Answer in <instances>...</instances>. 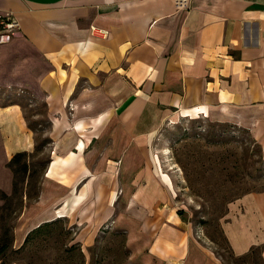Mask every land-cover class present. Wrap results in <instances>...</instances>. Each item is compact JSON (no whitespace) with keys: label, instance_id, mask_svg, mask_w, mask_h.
Instances as JSON below:
<instances>
[{"label":"crops","instance_id":"obj_1","mask_svg":"<svg viewBox=\"0 0 264 264\" xmlns=\"http://www.w3.org/2000/svg\"><path fill=\"white\" fill-rule=\"evenodd\" d=\"M183 1L0 0V19L17 24L0 43V85L41 99L50 122L17 241L65 218L85 248L103 226L124 233L131 264H221L178 215L151 147L166 121L201 115L264 150V0ZM34 149L21 105L0 104L1 193H12L10 159ZM223 232L235 257L259 248L264 262V190L233 206Z\"/></svg>","mask_w":264,"mask_h":264},{"label":"rangeland","instance_id":"obj_2","mask_svg":"<svg viewBox=\"0 0 264 264\" xmlns=\"http://www.w3.org/2000/svg\"><path fill=\"white\" fill-rule=\"evenodd\" d=\"M13 87L0 85V104L14 102L21 105L38 148L25 159L32 171L22 183L20 192H25L22 200L19 195L11 204L6 203L11 207L8 211L0 210V237L8 230V236L13 238L12 249L18 250L25 239L17 241L15 232L23 233L27 218H21L29 205L37 200L36 193L51 157V144L45 103L34 99L27 90ZM154 136L152 155L158 159V169L170 177L172 186L174 183L173 205L200 251L221 264H263L259 249L235 257L223 232L233 206L241 198L264 190V150L251 134L243 128L211 122L199 115L168 120ZM4 204L2 201L0 207ZM61 220L69 231L65 243L69 242L68 247L79 246L82 256L77 251L67 257H71L67 262L60 264H131L124 233L103 226L95 243L85 248L75 238L77 226L65 218ZM32 241L38 243L39 239L34 237ZM65 246L59 242L57 248L54 245L48 247L45 241L39 242L32 251L7 257L4 264H49ZM65 257L61 256L62 259Z\"/></svg>","mask_w":264,"mask_h":264},{"label":"trees","instance_id":"obj_3","mask_svg":"<svg viewBox=\"0 0 264 264\" xmlns=\"http://www.w3.org/2000/svg\"><path fill=\"white\" fill-rule=\"evenodd\" d=\"M43 144V143H42ZM260 146V145H259ZM38 150L37 146H35V151ZM32 154H29L27 152H19L16 153L10 161L7 163V167L11 170L13 173V187H12V193L11 195H6L4 193L0 192V200L4 201L5 204L0 207V210L8 211L11 207L7 204H11L13 200L18 199L19 195L22 197L25 195V192L21 191V188L23 190V184L26 181L27 174L32 171L30 168L27 160H25L28 157H31ZM19 174H22V177H19ZM22 184V186L20 185ZM38 194V192L36 193ZM28 196V194L26 193ZM29 197V196H28ZM7 203V204H6ZM9 207V208H8ZM69 231L66 230L63 220L56 219L44 224H41L37 228L30 231L25 240L23 245L18 250L12 249V242L13 238H10L8 236V230H5L3 236L0 237V264H4V260L7 259V257H17L20 256L26 252L32 251V247L36 246L39 242L44 243V241L48 244V247L51 245L56 246L57 244H61V246H65V248H62L60 255L56 256L54 261H50L49 264H60L62 262H67L70 258H67L68 256H73V253L78 254L82 256L81 250L79 246L76 244H73L72 246H67L69 242L65 243V237L68 235ZM34 237H38L39 241L38 243H34L32 240ZM259 249V248H256ZM254 249V250H256ZM252 250L251 252H253ZM250 252V253H251ZM66 256L65 258H61V256ZM264 264V262H263Z\"/></svg>","mask_w":264,"mask_h":264},{"label":"built area","instance_id":"obj_4","mask_svg":"<svg viewBox=\"0 0 264 264\" xmlns=\"http://www.w3.org/2000/svg\"><path fill=\"white\" fill-rule=\"evenodd\" d=\"M178 7H186L187 4L183 0H176ZM17 29L16 22L6 15L5 18L0 19V43H6L10 40V34ZM94 29V28H91Z\"/></svg>","mask_w":264,"mask_h":264}]
</instances>
